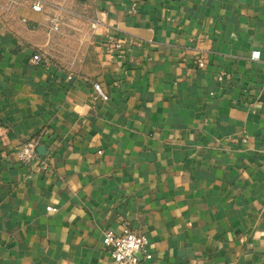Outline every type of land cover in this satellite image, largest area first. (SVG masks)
I'll use <instances>...</instances> for the list:
<instances>
[{
  "label": "crops",
  "instance_id": "0c3cea01",
  "mask_svg": "<svg viewBox=\"0 0 264 264\" xmlns=\"http://www.w3.org/2000/svg\"><path fill=\"white\" fill-rule=\"evenodd\" d=\"M42 1L0 0V264H115L123 227L139 264H264V0ZM58 7L96 35L50 41Z\"/></svg>",
  "mask_w": 264,
  "mask_h": 264
},
{
  "label": "built area",
  "instance_id": "2783aa9c",
  "mask_svg": "<svg viewBox=\"0 0 264 264\" xmlns=\"http://www.w3.org/2000/svg\"><path fill=\"white\" fill-rule=\"evenodd\" d=\"M33 10L41 11L44 5L42 0H33ZM69 20H82L87 23L88 29L92 35H96V31L100 22L95 19H90L83 15L76 14L73 11L57 8V12L50 17L47 23V31L50 36V41L53 39L64 23V19ZM134 44L133 40L125 35L119 34L116 30L110 29L104 35V40L101 41L100 46L109 55H122L130 50ZM47 49L37 51L32 55L31 62L34 65L41 64L46 61ZM251 60H259L260 52L254 50L251 52ZM199 66L202 67L203 63L200 61ZM99 94L103 96L98 87H96ZM39 139L32 138L23 143L17 150V157L19 162L24 166L32 165L39 159L38 154ZM48 211H55L54 208L48 207ZM102 244L107 248L108 253L115 264H139L140 258L144 260H151L152 254L148 252V239L145 235L138 233L128 227H123L119 233L112 230L106 231L102 236Z\"/></svg>",
  "mask_w": 264,
  "mask_h": 264
},
{
  "label": "water",
  "instance_id": "95a60500",
  "mask_svg": "<svg viewBox=\"0 0 264 264\" xmlns=\"http://www.w3.org/2000/svg\"><path fill=\"white\" fill-rule=\"evenodd\" d=\"M44 147H39L38 149H37V151H38V154H44Z\"/></svg>",
  "mask_w": 264,
  "mask_h": 264
}]
</instances>
